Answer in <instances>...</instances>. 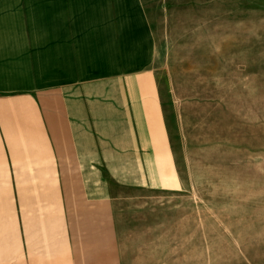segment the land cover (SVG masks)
Returning <instances> with one entry per match:
<instances>
[{
	"label": "crops",
	"instance_id": "crops-1",
	"mask_svg": "<svg viewBox=\"0 0 264 264\" xmlns=\"http://www.w3.org/2000/svg\"><path fill=\"white\" fill-rule=\"evenodd\" d=\"M164 1L0 0V185L95 175L106 196L0 203V264H116L119 205L186 190L158 70Z\"/></svg>",
	"mask_w": 264,
	"mask_h": 264
},
{
	"label": "rangeland",
	"instance_id": "rangeland-1",
	"mask_svg": "<svg viewBox=\"0 0 264 264\" xmlns=\"http://www.w3.org/2000/svg\"><path fill=\"white\" fill-rule=\"evenodd\" d=\"M164 2L158 70L188 183L119 205L116 264H264V0ZM30 180L0 203L106 199L101 176Z\"/></svg>",
	"mask_w": 264,
	"mask_h": 264
}]
</instances>
